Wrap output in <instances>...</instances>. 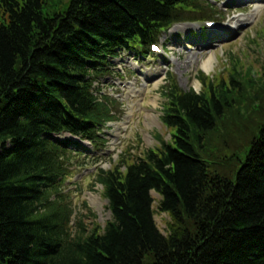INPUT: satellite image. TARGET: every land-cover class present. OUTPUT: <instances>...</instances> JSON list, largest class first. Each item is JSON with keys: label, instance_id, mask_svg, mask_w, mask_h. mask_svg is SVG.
Segmentation results:
<instances>
[{"label": "trees", "instance_id": "obj_1", "mask_svg": "<svg viewBox=\"0 0 264 264\" xmlns=\"http://www.w3.org/2000/svg\"><path fill=\"white\" fill-rule=\"evenodd\" d=\"M162 1L71 4L84 15L85 33L110 36L129 35L138 30L137 21L164 17ZM44 4L0 0V264H264V122L258 120L264 71L259 85L249 73L245 80L259 86L251 85L247 92L255 91L246 99L256 122L230 115L240 108L235 102L243 88L234 71L228 84L188 98L173 126L172 147L149 152L126 174L99 178L111 211L102 232L95 226L87 231L81 223L72 229L64 208L47 198L59 167L43 135L72 126L65 108L81 112L66 98L85 89L82 78L71 76L74 62L66 59L65 45L82 49L88 38L72 24L43 15ZM247 92L241 101L249 102ZM42 97L49 101L43 107ZM225 116L233 129L244 121L255 126L238 164L216 162L225 171L235 169L230 179L208 173L203 142ZM151 191L161 198L156 212ZM155 213L170 219L165 234L154 223Z\"/></svg>", "mask_w": 264, "mask_h": 264}, {"label": "rangeland", "instance_id": "obj_2", "mask_svg": "<svg viewBox=\"0 0 264 264\" xmlns=\"http://www.w3.org/2000/svg\"><path fill=\"white\" fill-rule=\"evenodd\" d=\"M221 3H226V0H219ZM233 1V0H231ZM248 3V2H247ZM241 3H239L238 6H240ZM245 10V15L251 20H253V25L250 26L246 25L243 26L242 29H239L235 32H231L228 28L225 29L227 32L221 36V40L217 43H220L221 47H215L212 51L215 56H218L219 59L217 62L212 63V69L209 71H215L222 67L224 64L223 58L227 57L229 54H236L239 57L240 60H243L244 66H249L247 71L249 72L248 76L251 78L257 77L259 75V70L262 69V65L264 64V39L260 38L258 35V30L260 27L264 26V11L259 12L258 14L254 12L253 8H250L249 6H241ZM259 19V20H258ZM260 22H263V24H260ZM197 27L198 25H194ZM226 27L227 24H224ZM229 30V31H228ZM257 40L256 43H251V40ZM260 44V45H258ZM177 47V46H176ZM176 47H173L175 49ZM210 55V52H206L202 55V52L198 54H190L185 51H179L172 55L171 59V66L174 68L175 73L177 74L178 81L180 83L181 89H187L189 87H194L195 89L199 88L197 82L194 80L195 72L198 71L202 67V63L208 58ZM203 56V60H202ZM162 62L161 60H159ZM230 64L228 65V67ZM261 85V84H260ZM251 84L249 83L245 88L242 89L241 92H238L239 95L236 104L239 105V110L233 111L230 113L231 116H239L238 114H243L246 116L248 120L252 118L251 120L257 121L255 118L256 113L254 111L253 104H250L249 100H246L248 98V94H252L255 90L247 92L249 90ZM263 86V85H262ZM258 88V87H257ZM197 89V90H199ZM253 89H256L253 87ZM244 96L246 101H241V95L246 93ZM107 94H110L108 92H104ZM159 97V94L155 92V88H153V94L152 98ZM152 98L147 101V106L150 107ZM162 103V99H158V104L160 105ZM235 110V108L233 109ZM261 113H264V111L260 112V119L259 121L264 122V116L262 117ZM158 115V114H157ZM144 120L143 118L140 119ZM137 122V121H136ZM230 122L229 116H225L221 123L217 124V127L211 131L206 133L203 136V142L206 145V154H207V169L208 173L211 175H214L215 177H218L219 175L222 178L230 179L231 178V171H225L221 167H216V162L220 161H226L232 165L233 159L235 155H240L243 153L244 149H247L250 146L251 140L253 139V131L255 130V126H250L247 121H244L241 123V128L233 129L231 125H228ZM253 123V125L255 124ZM259 124H263L259 122ZM118 127V126H117ZM116 127V128H117ZM156 127L155 125H150L148 128ZM156 130V129H155ZM154 130V132H155ZM115 131V130H114ZM112 133V132H111ZM157 135V134H156ZM153 135L150 131L148 134V139L146 138V133L144 136L142 134L135 133L134 131H131L128 136L129 138L133 139V142L136 143V153L143 152L144 150L148 149L149 147L153 146L152 139L156 136ZM163 136V135H162ZM121 146V144H120ZM121 151V148H119ZM205 157V155L203 154ZM234 163V162H233ZM99 166L107 165L109 167L108 162H103L102 164H99ZM88 168H92L93 166H87ZM108 169V168H107ZM72 172L74 173V179L75 180H81L85 179L88 181H92V177L88 176L90 172H87L84 170V168H73ZM73 180L70 184H67L70 191L74 192L76 196L74 197L72 201V208L74 210L75 216H80L82 220L84 221V224L86 223H94V226H99L100 228H103L105 224L110 220V214L107 211V203L104 200L102 196V192L99 186L95 185L94 182H91V185L87 187L85 183H81L77 186L75 189L72 187L74 182ZM151 197L153 198V209L156 212L157 209V203L160 200V198L156 194H151ZM84 202L86 203L84 205ZM90 210V211H89ZM91 215H94L95 218H93ZM170 222V219L168 215L161 214V213H155L154 214V223L158 230L165 234L166 227L168 226Z\"/></svg>", "mask_w": 264, "mask_h": 264}, {"label": "bare ground", "instance_id": "obj_3", "mask_svg": "<svg viewBox=\"0 0 264 264\" xmlns=\"http://www.w3.org/2000/svg\"><path fill=\"white\" fill-rule=\"evenodd\" d=\"M212 63V60L210 61L209 59L207 60V61H205L204 63H203V68L205 69V70H208L209 68H210V64ZM146 117V119H147V117L148 118H152L151 116H145Z\"/></svg>", "mask_w": 264, "mask_h": 264}]
</instances>
